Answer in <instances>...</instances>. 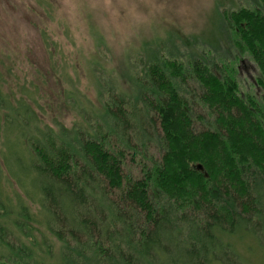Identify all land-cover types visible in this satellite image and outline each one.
<instances>
[{"label":"trees","instance_id":"1","mask_svg":"<svg viewBox=\"0 0 264 264\" xmlns=\"http://www.w3.org/2000/svg\"><path fill=\"white\" fill-rule=\"evenodd\" d=\"M223 23L237 55L256 64L261 99L240 95L220 54L152 51L140 67L129 56L128 91L97 78L95 110L64 87L46 45L45 70L5 89L12 67L0 51V264L264 258V0H246ZM60 97L81 118L71 129L57 119ZM125 152L147 163L140 178L124 175Z\"/></svg>","mask_w":264,"mask_h":264},{"label":"rangeland","instance_id":"2","mask_svg":"<svg viewBox=\"0 0 264 264\" xmlns=\"http://www.w3.org/2000/svg\"><path fill=\"white\" fill-rule=\"evenodd\" d=\"M245 4L246 0H0V51L6 66L12 67L11 77L4 74L9 82L5 89L31 80L34 68L45 70L38 56L44 58L46 45L64 87L95 110L99 108L97 78L105 83L115 79L128 91L133 85L126 69L129 56L140 67L152 51L183 60L204 52L211 58L220 54L236 69L240 95L261 99L258 68L248 55H237L223 23L225 14ZM186 89L191 92L194 84L188 83ZM15 93L17 99L25 94ZM61 99L56 100L57 119L71 129L81 118L75 105ZM196 107V126L206 130L208 117ZM46 122L53 123L47 116ZM148 152L155 159L162 156L156 145ZM125 155L124 175L140 178L147 163L141 164V157L133 162L128 152ZM254 264H264L263 255H255Z\"/></svg>","mask_w":264,"mask_h":264}]
</instances>
